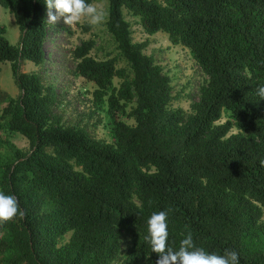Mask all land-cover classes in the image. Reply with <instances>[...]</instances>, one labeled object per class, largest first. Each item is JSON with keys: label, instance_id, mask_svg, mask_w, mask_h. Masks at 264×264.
Here are the masks:
<instances>
[{"label": "trees", "instance_id": "obj_1", "mask_svg": "<svg viewBox=\"0 0 264 264\" xmlns=\"http://www.w3.org/2000/svg\"><path fill=\"white\" fill-rule=\"evenodd\" d=\"M108 1L128 68L95 58L93 39L72 53L111 142L64 124L56 86L22 70L46 62L54 0H0L21 33L14 45L0 23L20 90L0 106V264H264V0ZM125 10L207 75L190 111L173 106L172 78Z\"/></svg>", "mask_w": 264, "mask_h": 264}, {"label": "rangeland", "instance_id": "obj_2", "mask_svg": "<svg viewBox=\"0 0 264 264\" xmlns=\"http://www.w3.org/2000/svg\"><path fill=\"white\" fill-rule=\"evenodd\" d=\"M83 0H54L49 15L50 30L48 33L46 62L37 66L30 60H23L24 72H38L44 84L56 86L59 103L56 113L62 117L66 125L86 127L90 135L96 139L111 142L109 119L104 110L95 104L94 91L96 86L76 72L77 60L72 50L82 41L93 39L95 43L91 54L97 59L118 57V65L127 67L125 59L119 57L116 43L108 31L107 20L109 15L108 0H91L87 7H83ZM126 18L132 23L134 41L149 40L145 52L153 55L163 67L164 72L172 78L175 100L174 107L191 110V103L198 99L199 89L206 82L207 75L190 53L182 45H174L165 32L149 35L138 18L131 16L125 10ZM0 23L6 27V37L18 45L20 30L14 15L9 9L0 4ZM119 85V79H115ZM0 106H4L10 97H17L20 90L15 81L12 63L0 62ZM130 110V108H129ZM129 124L134 120L123 116ZM228 119L224 114L221 122ZM233 131H238L233 129ZM19 148L29 150L28 139L21 135L3 133ZM70 234L64 238L67 241ZM130 244V237L124 236L122 246L124 252Z\"/></svg>", "mask_w": 264, "mask_h": 264}]
</instances>
